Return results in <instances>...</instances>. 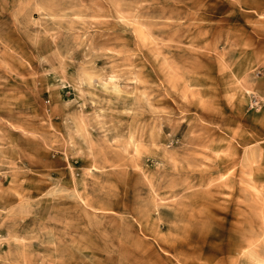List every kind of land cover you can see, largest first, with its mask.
<instances>
[{"label":"rangeland","instance_id":"obj_1","mask_svg":"<svg viewBox=\"0 0 264 264\" xmlns=\"http://www.w3.org/2000/svg\"><path fill=\"white\" fill-rule=\"evenodd\" d=\"M0 264H264V0H0Z\"/></svg>","mask_w":264,"mask_h":264}]
</instances>
